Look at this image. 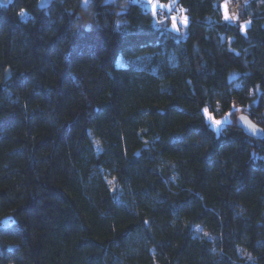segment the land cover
Returning <instances> with one entry per match:
<instances>
[{
    "label": "trees",
    "instance_id": "obj_1",
    "mask_svg": "<svg viewBox=\"0 0 264 264\" xmlns=\"http://www.w3.org/2000/svg\"><path fill=\"white\" fill-rule=\"evenodd\" d=\"M38 1L0 3V264H264V0Z\"/></svg>",
    "mask_w": 264,
    "mask_h": 264
},
{
    "label": "rangeland",
    "instance_id": "obj_2",
    "mask_svg": "<svg viewBox=\"0 0 264 264\" xmlns=\"http://www.w3.org/2000/svg\"><path fill=\"white\" fill-rule=\"evenodd\" d=\"M239 1V0H237ZM140 2L143 5H147L149 9L152 10V12L154 13V15L157 16V12L159 11H164L165 13H168L169 9L171 8V2H166L163 0H153V3L150 4L149 0H140ZM223 6V7H222ZM155 7V11H153V8ZM221 7H222V14H223V18L225 19V15H227V19L226 20H237L239 17V3H237L235 0H222L221 2ZM180 14L179 11H177L176 13H174V15H172V24L171 27L176 29L179 26L173 27V23L177 22V16ZM173 18H175V20H173ZM158 20H162V18L157 17ZM183 24L186 25L187 24V19L186 16L184 15V20H183ZM249 26V22H245L243 24V29L245 30V28ZM146 61V56L145 55H140L138 57H136L132 62L136 65H143ZM126 61L121 59V63H125ZM240 113H246V112H238V114ZM204 114L206 116V119L208 122H210V124L212 125V127L218 132L220 133L223 129V127L228 124L231 120L235 119L236 117L232 119V117L230 116V111L225 112V113H221V114H216L214 111H211L209 109H204ZM215 121H219V124H216Z\"/></svg>",
    "mask_w": 264,
    "mask_h": 264
},
{
    "label": "water",
    "instance_id": "obj_3",
    "mask_svg": "<svg viewBox=\"0 0 264 264\" xmlns=\"http://www.w3.org/2000/svg\"><path fill=\"white\" fill-rule=\"evenodd\" d=\"M10 2L11 0H0V3L3 5H8ZM38 3L40 8L46 9L51 5L52 0H39ZM9 77L10 69L8 68L6 70V79H8ZM235 123L239 128L243 129L251 137L257 139L264 137V128L254 122L247 113L238 114Z\"/></svg>",
    "mask_w": 264,
    "mask_h": 264
},
{
    "label": "built area",
    "instance_id": "obj_4",
    "mask_svg": "<svg viewBox=\"0 0 264 264\" xmlns=\"http://www.w3.org/2000/svg\"><path fill=\"white\" fill-rule=\"evenodd\" d=\"M236 2H237V0H235ZM167 16V13H165L164 11H159V12H157V17H159V18H162V19H164L165 17ZM177 20H178V22H181L182 21V15L181 14H179L178 16H177Z\"/></svg>",
    "mask_w": 264,
    "mask_h": 264
},
{
    "label": "snow or ice",
    "instance_id": "obj_5",
    "mask_svg": "<svg viewBox=\"0 0 264 264\" xmlns=\"http://www.w3.org/2000/svg\"><path fill=\"white\" fill-rule=\"evenodd\" d=\"M149 3L152 4L153 3V0H149ZM223 7V6H222ZM153 11H155V7L153 8ZM227 15H225V19H227ZM173 20H175V18H173ZM173 27H176L175 23H173ZM216 124H219L220 122L219 121H215ZM111 183V182H109Z\"/></svg>",
    "mask_w": 264,
    "mask_h": 264
},
{
    "label": "clouds",
    "instance_id": "obj_6",
    "mask_svg": "<svg viewBox=\"0 0 264 264\" xmlns=\"http://www.w3.org/2000/svg\"><path fill=\"white\" fill-rule=\"evenodd\" d=\"M98 143V142H97ZM249 259H251V256L249 255Z\"/></svg>",
    "mask_w": 264,
    "mask_h": 264
},
{
    "label": "crops",
    "instance_id": "obj_7",
    "mask_svg": "<svg viewBox=\"0 0 264 264\" xmlns=\"http://www.w3.org/2000/svg\"><path fill=\"white\" fill-rule=\"evenodd\" d=\"M231 21H235V20H231Z\"/></svg>",
    "mask_w": 264,
    "mask_h": 264
}]
</instances>
